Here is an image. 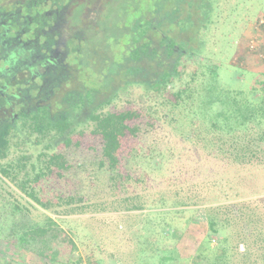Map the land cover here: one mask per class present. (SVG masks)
I'll return each mask as SVG.
<instances>
[{
  "label": "trees",
  "instance_id": "obj_1",
  "mask_svg": "<svg viewBox=\"0 0 264 264\" xmlns=\"http://www.w3.org/2000/svg\"><path fill=\"white\" fill-rule=\"evenodd\" d=\"M219 1L36 0L0 25V257L264 264V198L229 180L264 154V96L219 82ZM20 133L33 154L8 161Z\"/></svg>",
  "mask_w": 264,
  "mask_h": 264
},
{
  "label": "rangeland",
  "instance_id": "obj_2",
  "mask_svg": "<svg viewBox=\"0 0 264 264\" xmlns=\"http://www.w3.org/2000/svg\"><path fill=\"white\" fill-rule=\"evenodd\" d=\"M216 18L218 23L215 42L208 55H211L210 61L214 65L220 66L219 82L234 93H241V97L252 104H258L259 99L264 96V0H220ZM260 128L264 132V121ZM22 134L24 133H20L22 139L18 138L19 140L12 143L8 161L17 158L20 154H33L31 145L23 143L22 140L26 135ZM16 142L17 145H14ZM97 149L98 147L95 150H89L88 147L82 146L72 155L70 154V157L76 164L90 163L97 155ZM250 167L254 171L250 174L241 173L245 177L242 180L229 179L234 184V188L239 189L240 192L243 191L246 196L236 199L234 203L264 198V193L251 195L256 186L264 192V154H258V158L253 160ZM238 181L243 186L237 185ZM147 212L149 211L145 210L142 214ZM138 214L140 212L134 215ZM136 217L137 221H142L141 215ZM199 227L200 224L193 226L195 236L202 238L205 230ZM216 243L215 239L212 240L211 246H215ZM1 247L3 255L0 257V264H2V256L6 260L13 258L15 264L18 257L13 255L11 247L7 244ZM263 247L262 239H257L252 253L258 263H261V258H264ZM240 250H243V246H240ZM80 264H85V261Z\"/></svg>",
  "mask_w": 264,
  "mask_h": 264
},
{
  "label": "flooded vegetation",
  "instance_id": "obj_3",
  "mask_svg": "<svg viewBox=\"0 0 264 264\" xmlns=\"http://www.w3.org/2000/svg\"><path fill=\"white\" fill-rule=\"evenodd\" d=\"M30 1H32V4H34V2L36 0H21V2H19V3L16 1V2L13 3V6H12L13 7V10H10L11 13L8 12V11H4V12L2 11V12H0V25H3L4 24V21L6 22L8 18L11 19V18H13V16H16V15H20L21 16L22 15L21 14V12H22L21 10L23 9L22 6H24L25 3H28ZM3 36H5V38L8 37L7 32Z\"/></svg>",
  "mask_w": 264,
  "mask_h": 264
}]
</instances>
